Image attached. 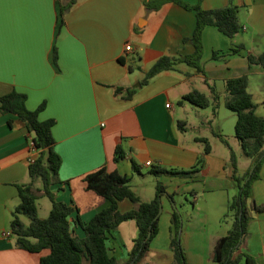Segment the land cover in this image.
<instances>
[{
  "label": "crops",
  "instance_id": "obj_1",
  "mask_svg": "<svg viewBox=\"0 0 264 264\" xmlns=\"http://www.w3.org/2000/svg\"><path fill=\"white\" fill-rule=\"evenodd\" d=\"M69 1L0 0V96L13 90L24 93L29 110L45 104L41 121H56L52 132L62 158L56 196L76 209L70 218L72 230L84 237L75 220L79 217L87 224L110 206L109 200L88 191L84 181L105 166L127 176L145 202L155 198L158 182L172 196L162 198L158 234L138 264H175L170 246L175 208L182 216L181 242L188 264H215L212 254L233 225L229 204L238 191L231 178V151L240 176L253 167L235 135L237 114L226 106V85L232 78L247 76L256 113L264 118V66L248 60L249 55L264 53V0H183L205 10L237 6L243 30L229 38L216 27H206L205 75L177 62L144 87L138 85L159 59L194 54L188 39L196 29V13L176 2L155 11L143 0H76L62 25L61 5ZM241 45L245 49L232 54ZM117 87L137 91L128 99L126 91L116 93ZM195 90L211 102L213 92L218 94L216 113L212 106L203 109L182 102ZM179 122L185 123L184 131ZM202 139L211 147L207 155ZM118 145L127 156L116 163ZM203 155L204 164L193 177L150 173L154 165L190 170ZM37 156L26 126L16 116L0 112V264H40L49 253L27 252L16 245L13 235L3 237L11 232L13 212L20 203L17 185L30 182V159ZM254 203L263 210L251 208L241 250L264 264V163L252 187L250 206ZM118 207L127 213L138 206L124 200ZM138 233L134 220L120 224L107 240L110 256L127 262Z\"/></svg>",
  "mask_w": 264,
  "mask_h": 264
},
{
  "label": "trees",
  "instance_id": "obj_2",
  "mask_svg": "<svg viewBox=\"0 0 264 264\" xmlns=\"http://www.w3.org/2000/svg\"><path fill=\"white\" fill-rule=\"evenodd\" d=\"M143 1L148 10L155 11L167 2H176L196 13L197 25L192 38L188 39L195 47L194 54L180 58L163 57L159 59L147 72L138 87L146 86L152 78L163 71L172 69L177 62H184L205 75L202 65L204 29L209 26L216 27L229 38L235 37L243 30L237 6L205 10L199 4L190 5L183 0ZM75 3L76 0H70L61 5L60 24H64L65 16ZM244 49L245 47L241 45L231 51L232 54H238ZM216 55L214 54V57ZM248 60L250 65L264 66V53L259 56L249 55ZM54 61L57 62L56 50ZM226 90V106L237 114L236 138L240 141L245 156L253 160V167L245 176H240L236 154L231 151V178L238 189L229 204V214L233 217V225L228 234L217 242L212 259L215 264H241L243 261L246 264H258L255 257L241 249L248 236V226L252 219L251 208L258 211L263 210L256 203L250 206V200L253 184L260 178L261 167L264 163V118L256 113V105L248 92L247 76L228 80ZM125 91L127 93L125 98L130 99L136 93L137 88H116L118 95ZM213 94L214 98L211 102L205 94L195 90L186 94L182 102L203 109L212 106L213 112L216 113L219 97L216 92ZM26 103L27 95L16 90L0 96V112L4 115L16 116L26 126L32 146L38 152V156L29 165L30 182L17 185L20 203L13 212L10 226L16 245L30 253H41L48 250V255L41 258L40 264H84V261L88 264H138L141 262L150 250L151 243L159 231L162 198L166 195L172 198L168 194L166 186L158 182L155 198L145 202L132 190L130 179L117 171L111 172L104 166L88 174L84 178L86 189L109 200L110 206L95 215L87 224H84L78 217L75 223L85 233L84 237H79L72 230L70 220L76 209L59 201L56 196V187L62 183L59 175L62 158L56 151V140L52 132L56 121L54 119L46 121L39 119V114L45 109V104L32 111L28 109ZM184 125V122H179L178 127L181 131H184ZM200 141L205 143L204 155L209 154L211 147L208 140ZM223 141L229 146L226 140L223 139ZM204 155L190 170L168 169L154 165L151 167L150 173L155 176L193 177L199 173L203 166ZM126 156L122 146L118 145L115 162L123 161ZM132 165L134 171H140L137 163L133 161ZM38 180L42 181V189L35 186ZM43 196L49 198L52 203L50 214L45 219L40 218L37 205L38 200ZM124 200H130L138 207L130 212L122 213L118 206ZM22 215H26L30 219L28 226L21 219ZM128 220H134L137 223L139 233L134 240L129 260L122 263L110 256L107 240L120 224ZM171 223L170 246L175 253V264H188L181 242L182 216L177 208L174 209Z\"/></svg>",
  "mask_w": 264,
  "mask_h": 264
},
{
  "label": "rangeland",
  "instance_id": "obj_3",
  "mask_svg": "<svg viewBox=\"0 0 264 264\" xmlns=\"http://www.w3.org/2000/svg\"><path fill=\"white\" fill-rule=\"evenodd\" d=\"M35 186L39 187L38 189H42L43 187L42 181L38 180ZM37 205H38L39 215L41 217H44L43 219L47 218L50 214L49 211L51 205L49 198H47L46 196L41 197ZM21 219L27 226L30 224V219L26 215H22ZM84 264H88V263L84 261Z\"/></svg>",
  "mask_w": 264,
  "mask_h": 264
},
{
  "label": "built area",
  "instance_id": "obj_4",
  "mask_svg": "<svg viewBox=\"0 0 264 264\" xmlns=\"http://www.w3.org/2000/svg\"><path fill=\"white\" fill-rule=\"evenodd\" d=\"M132 49V47L130 46V45H128L127 47H126V50L127 51H130ZM170 105H167V107H169ZM34 161V158H31L30 159V163H32ZM147 165L148 166H151V163H147ZM12 235V232H4L3 233V237H5V238H8V237H10Z\"/></svg>",
  "mask_w": 264,
  "mask_h": 264
},
{
  "label": "water",
  "instance_id": "obj_5",
  "mask_svg": "<svg viewBox=\"0 0 264 264\" xmlns=\"http://www.w3.org/2000/svg\"><path fill=\"white\" fill-rule=\"evenodd\" d=\"M161 212H162V209H161V211H160V214H161Z\"/></svg>",
  "mask_w": 264,
  "mask_h": 264
}]
</instances>
